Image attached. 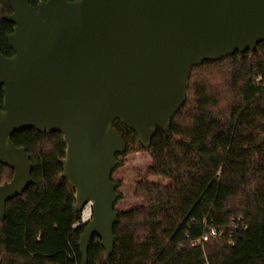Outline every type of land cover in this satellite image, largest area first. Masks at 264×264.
Segmentation results:
<instances>
[{
  "label": "water",
  "instance_id": "water-1",
  "mask_svg": "<svg viewBox=\"0 0 264 264\" xmlns=\"http://www.w3.org/2000/svg\"><path fill=\"white\" fill-rule=\"evenodd\" d=\"M9 2L14 56L0 52V163L14 174L0 184V219L34 183L30 155L13 135L61 133L75 211L93 204L79 244L83 262L95 234L109 259L122 199L113 175L128 149L116 122L149 148L185 105L195 67L264 42V0H47L38 9Z\"/></svg>",
  "mask_w": 264,
  "mask_h": 264
},
{
  "label": "trees",
  "instance_id": "trees-1",
  "mask_svg": "<svg viewBox=\"0 0 264 264\" xmlns=\"http://www.w3.org/2000/svg\"><path fill=\"white\" fill-rule=\"evenodd\" d=\"M28 1L38 9L47 0ZM11 13L9 0H0L6 57L14 56L7 36L15 25L4 19ZM115 129L127 153L147 152L152 165L136 184L141 204L120 212L112 256L95 234L83 262L85 226L74 228L76 191L62 177L63 134L29 130L12 141L30 155L34 183L0 219L2 264H264V42L195 67L185 105L149 148L122 123ZM13 174L0 163V184ZM211 230L217 236L202 241Z\"/></svg>",
  "mask_w": 264,
  "mask_h": 264
},
{
  "label": "rangeland",
  "instance_id": "rangeland-1",
  "mask_svg": "<svg viewBox=\"0 0 264 264\" xmlns=\"http://www.w3.org/2000/svg\"><path fill=\"white\" fill-rule=\"evenodd\" d=\"M123 165L116 170L113 180L121 184L119 192L122 199L118 202L116 210L127 211L141 204L135 196L136 184L146 176L148 169L152 165L151 158L147 152L138 151L127 153L120 157ZM157 182L159 178H150Z\"/></svg>",
  "mask_w": 264,
  "mask_h": 264
},
{
  "label": "built area",
  "instance_id": "built-area-1",
  "mask_svg": "<svg viewBox=\"0 0 264 264\" xmlns=\"http://www.w3.org/2000/svg\"><path fill=\"white\" fill-rule=\"evenodd\" d=\"M93 219V204L92 202H88L84 205L81 213L80 220L74 224V228H78L81 226H86ZM217 236V232L215 230H211L209 234H206L202 237V241H208L210 237Z\"/></svg>",
  "mask_w": 264,
  "mask_h": 264
}]
</instances>
